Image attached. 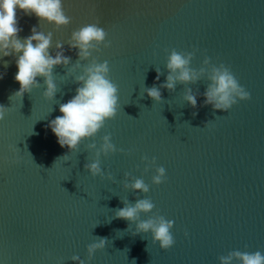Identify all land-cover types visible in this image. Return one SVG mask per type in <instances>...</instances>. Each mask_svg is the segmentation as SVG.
I'll return each mask as SVG.
<instances>
[{"label":"water","instance_id":"water-1","mask_svg":"<svg viewBox=\"0 0 264 264\" xmlns=\"http://www.w3.org/2000/svg\"><path fill=\"white\" fill-rule=\"evenodd\" d=\"M62 2L72 22L59 31L18 10L21 40L34 26L51 31L50 54L62 42L71 58L67 68L53 70L60 89L55 101L44 98L42 77L37 80L44 87L11 100L20 89L18 57L0 58V105L9 107L0 122V264H75L77 255L85 264H220V256L235 250L264 253V0ZM97 20L111 47L101 46L93 58L109 62L120 108L94 141L71 153L49 125L80 86L74 76L82 69H72L79 57L68 44L71 34ZM172 49H198L193 69L205 57L230 67L251 100L226 113L214 111L205 106L204 79L177 84L171 92L161 88L164 102L156 104L144 87L166 82ZM156 69L163 73L159 81ZM187 87L199 93L196 109L184 100ZM109 133L118 151L101 157V167L114 182L85 170L95 158L88 144L99 146ZM144 156L166 169L165 183H152L155 167L145 172ZM127 173L143 179L149 193L127 190ZM138 197L153 201L151 215L175 222L171 250L154 244L151 233L133 236L134 224L126 231L129 222L113 218L122 200L135 204ZM96 237L107 238L108 245L89 262L87 248Z\"/></svg>","mask_w":264,"mask_h":264},{"label":"clouds","instance_id":"clouds-1","mask_svg":"<svg viewBox=\"0 0 264 264\" xmlns=\"http://www.w3.org/2000/svg\"><path fill=\"white\" fill-rule=\"evenodd\" d=\"M18 10L25 15L34 14L42 23L54 25L57 31L67 28L72 22L71 17L66 14L62 0H0V58L11 57L13 54L18 57L16 59L18 72L15 80L19 83L20 89L10 99L19 97L22 101L26 93H32L34 89H41L46 85L44 98L55 101L60 89L55 82L53 70L57 66L67 68L71 58L65 56L62 42L54 45L57 49L55 56L50 54V49L53 47L51 31L45 34L34 26L31 29L32 34L21 40L19 33L22 29L19 27ZM99 23L97 20L95 23L86 24L71 34L68 44L71 49L78 50L79 57L72 69L73 72L82 69V74L74 76L80 86L76 89L73 98L67 103L60 104L59 111L62 115L57 116L49 125L59 145L67 147L71 153L78 152L85 141H94L107 123L117 117L120 108L119 87L110 78L109 62L105 60L101 63L93 58V53H99L101 46L105 49L111 47L108 33L99 26ZM198 51L194 49L191 52H183L172 49L166 64L168 70L166 82L160 87L155 85L151 88L144 87V93L146 92L156 104H161L164 102L161 88L171 92L175 91L177 84L194 85L206 79L208 83L204 93L205 106H212L214 111L226 113L239 102L251 100V93L239 83L231 68L225 64L214 65L210 58L205 57L203 65L198 70L193 69L192 61ZM88 61L91 62L86 65L81 63ZM4 66L8 67L7 62ZM156 71L159 81L163 73L158 69ZM37 77L44 79V85L38 82ZM2 78L3 76L0 75V79ZM198 94V91L193 93L190 87L186 88L184 100L193 109L197 108ZM8 112L9 107L0 105V122L5 120ZM210 122L211 120L204 127H208ZM87 151L94 153L95 158L85 165V170L93 178L100 177L114 182L115 177L111 173L106 174L101 167V157L106 158L118 151L112 142L111 134L104 135L99 146L95 142L88 144ZM119 151L123 153V149ZM61 158L68 161V155ZM142 162L146 165L145 172L151 170L157 163L155 157L149 161L147 156L143 157ZM155 173L152 177L154 185L159 186L166 182L167 174L163 166L155 167ZM129 179H131L130 183L127 182ZM125 180L124 187L127 190L145 195L150 191V186L143 179L133 178L130 173L125 174ZM122 203L124 207L115 209L113 218L128 221L129 227L126 231H129L134 224L136 229L133 236L151 233L153 243L158 244L163 251H169L174 247L176 241L172 233L175 222L159 214L151 215L155 209L151 199L138 197L135 204L128 200H122ZM142 216L149 218L142 219ZM185 236H188L187 232ZM108 241L107 238L96 237V242L88 245L89 262L95 258L97 252L106 249ZM72 260L75 264H85L78 255L73 256ZM219 260L220 264H264V253L235 250L226 256H220Z\"/></svg>","mask_w":264,"mask_h":264}]
</instances>
